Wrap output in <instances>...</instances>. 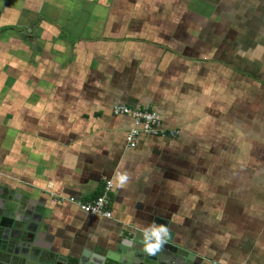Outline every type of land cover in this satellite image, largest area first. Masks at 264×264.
I'll return each mask as SVG.
<instances>
[{"label":"crops","instance_id":"obj_1","mask_svg":"<svg viewBox=\"0 0 264 264\" xmlns=\"http://www.w3.org/2000/svg\"><path fill=\"white\" fill-rule=\"evenodd\" d=\"M116 105L176 135L132 146ZM107 181L111 218L55 200ZM8 211L50 264H137L160 225L186 264H264V0H0Z\"/></svg>","mask_w":264,"mask_h":264},{"label":"water","instance_id":"obj_2","mask_svg":"<svg viewBox=\"0 0 264 264\" xmlns=\"http://www.w3.org/2000/svg\"><path fill=\"white\" fill-rule=\"evenodd\" d=\"M19 216H12L10 211L0 214V264H50L51 254L40 242L41 235L36 226L32 223L30 226L22 225L21 221L24 223L30 219ZM31 220L39 221V217H32ZM145 246L146 244L135 248L137 252L135 251L132 257L137 264H186L193 262L196 257L175 244L170 235L155 254L147 253L144 250ZM122 252V249L118 248L116 253L109 254V260H113L109 263L124 264L126 260L119 258ZM79 264L85 263L80 260Z\"/></svg>","mask_w":264,"mask_h":264},{"label":"built area","instance_id":"obj_3","mask_svg":"<svg viewBox=\"0 0 264 264\" xmlns=\"http://www.w3.org/2000/svg\"><path fill=\"white\" fill-rule=\"evenodd\" d=\"M115 115H129L134 120V125L127 135V140L130 145H135L140 134L145 133L154 136H171L176 135L175 130H166L162 126V122L157 113L147 109L130 107L127 105H116L113 108ZM113 184L107 181L103 191L97 197L90 201H81L73 196L56 195L55 200L61 202H70L80 207L86 213L99 215L107 218L113 216L111 209V192Z\"/></svg>","mask_w":264,"mask_h":264},{"label":"clouds","instance_id":"obj_4","mask_svg":"<svg viewBox=\"0 0 264 264\" xmlns=\"http://www.w3.org/2000/svg\"><path fill=\"white\" fill-rule=\"evenodd\" d=\"M160 229H162V231L153 230L151 234V242H146L144 250L149 254H155V252L160 250L166 242L169 235V229L164 225H160Z\"/></svg>","mask_w":264,"mask_h":264}]
</instances>
